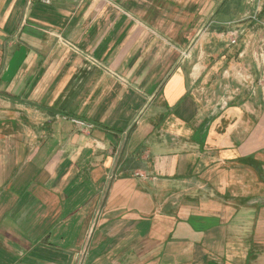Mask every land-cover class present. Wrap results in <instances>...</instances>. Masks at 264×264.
Here are the masks:
<instances>
[{"label": "crops", "instance_id": "0c3cea01", "mask_svg": "<svg viewBox=\"0 0 264 264\" xmlns=\"http://www.w3.org/2000/svg\"><path fill=\"white\" fill-rule=\"evenodd\" d=\"M259 23L264 0H0V264H261L264 107L226 79L262 67Z\"/></svg>", "mask_w": 264, "mask_h": 264}, {"label": "rangeland", "instance_id": "374dc122", "mask_svg": "<svg viewBox=\"0 0 264 264\" xmlns=\"http://www.w3.org/2000/svg\"><path fill=\"white\" fill-rule=\"evenodd\" d=\"M246 29L248 36L251 33H254L251 36L255 35V37L250 39L249 41H245V48L249 51L252 50V55L254 53V50H256V52L258 50L262 52V56H256L257 62L260 63L262 67L259 68L258 66L256 69H254L252 67V63L248 62L246 64V68L244 69L242 63L239 64L237 62H233V65H231L230 67V73L228 72V74H226V79H231L233 81V85H236L235 87L233 86L231 88V90L236 94H238V88L239 90L243 89L244 94L248 95L249 100H255V102L256 100H259L262 104V107H264V23H259L254 28L250 26ZM229 37H231V35L228 36V38L226 37L228 41ZM252 59L254 61V57H252ZM226 85L229 84L226 83ZM255 174L257 176L255 177L254 182L249 183L254 185L256 194H259V192H264V178H262L260 174H257L256 172ZM262 239H264V237ZM260 263L264 264V254L260 257Z\"/></svg>", "mask_w": 264, "mask_h": 264}, {"label": "built area", "instance_id": "2783aa9c", "mask_svg": "<svg viewBox=\"0 0 264 264\" xmlns=\"http://www.w3.org/2000/svg\"><path fill=\"white\" fill-rule=\"evenodd\" d=\"M54 1H56V0H26V3H27V7L29 8L34 3H40V4L45 6V5H52L54 3ZM230 42H231V44H235L236 43L235 38L230 39ZM86 251H87V243H85L83 245V248L80 252L81 255H80V258H79L77 264H84V257L86 256Z\"/></svg>", "mask_w": 264, "mask_h": 264}, {"label": "trees", "instance_id": "16d2710c", "mask_svg": "<svg viewBox=\"0 0 264 264\" xmlns=\"http://www.w3.org/2000/svg\"><path fill=\"white\" fill-rule=\"evenodd\" d=\"M255 171H256L258 174H261V175H262V173H261V171L259 170L258 167H255Z\"/></svg>", "mask_w": 264, "mask_h": 264}]
</instances>
